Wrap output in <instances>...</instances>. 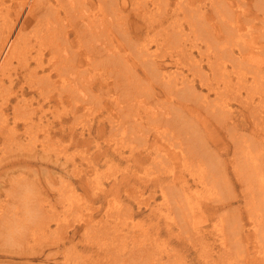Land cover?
I'll use <instances>...</instances> for the list:
<instances>
[{
	"label": "bare ground",
	"instance_id": "6f19581e",
	"mask_svg": "<svg viewBox=\"0 0 264 264\" xmlns=\"http://www.w3.org/2000/svg\"><path fill=\"white\" fill-rule=\"evenodd\" d=\"M136 2L139 5L136 6ZM149 2L156 4V8L154 11H152L151 8L146 7L145 4L148 5ZM164 2H165V0H0V134H1L0 135L1 136L0 141L2 142V144L4 146L7 144L20 145V142L23 140V139L21 140V137L25 136L27 134L26 138L28 139V143L30 145V147L26 148V150H25L26 153H23V154L19 153V152H15V150H13V146H12L11 147L12 152H10V156L4 155L3 157H1V159L3 161L2 163H4V161L6 159H8L6 164H11V167L14 168V166L17 163L30 161L28 159H31L32 157H33L32 159L35 160L34 158H36V152L37 151H36V148L34 147V145H32L33 142L36 141V139H34V136H36L38 131L41 130V133H42V131L44 132L43 136L45 138H48L49 141L51 142L52 141L51 139L53 138V136L50 137V129H52L56 126L55 121L58 122L57 124L61 125V126L57 127V129H59V131H60L61 136L69 138V141H70V143H68L69 145H74V144L78 145L81 143L84 145H87L88 143L92 142V139H88V137L87 138L85 137V130L84 129H82V131H80V134L78 135L77 134L78 130H76L75 126H71V127H68L67 125L65 126L64 122L69 119L67 117L69 114H71V116L76 117V114H78V112L81 109L86 108V105L89 106L90 104H88V103H91V102H88V103L85 102L84 103V101H88L93 97L96 98L95 100H97V98H99L100 103H102L101 102L102 96H105V97L108 96L107 99L109 101L115 102L116 111L118 113L122 112L126 115V120H124V119L123 120H118V119L116 120L114 115H109L106 122H105L106 126L108 124V126L110 128V130H109L110 133H115L118 130L119 131L122 130L121 131V137H120L121 142H128V139H129V141L134 142V140L131 139L130 137H132V136L137 137L138 136L135 131H138L140 133V138H142L143 140H148V137L145 136L146 134L145 135L143 134V132L145 130L143 131L142 129L144 127L147 126L146 130L148 129V127H151V128L154 127L153 129L163 128L161 131H164V129L167 130V126H168V128L173 127L172 125L178 121L177 125H178L179 129L182 128V130L185 131V132L183 131L185 134V140L192 141V139H194L196 141V143L200 144L202 138H205V133H206L205 131L208 132V127H210L209 126L210 125V122H209L210 118L207 115L206 111L214 117L215 121L220 116H221L220 118L223 117V119H222L223 121L227 117V115L230 114V117H231L232 113H231L230 108H228L229 106L228 107L223 106V108H221V103H223V102L218 104V101L215 100V97L210 98L209 95H203L202 96L201 95L202 91L199 90L198 86L196 85V83L194 81H192V82L186 81L185 82V80H183L182 81L183 83L181 84V86L176 91V93L178 91L183 92L182 94H183L184 98H182L183 102L181 104H177V103H174L172 101H169L168 103H166V101H167L166 100L164 102V103H166V105L164 107L167 108V110H165V111H164V109H165L164 107H150L151 105L147 106L148 104H145L144 101H146L148 99L145 100L146 96H144V95H147V97H148V94L151 95L155 91L154 92L147 91L148 89H150V86H148V84H145L144 82L150 83V79H152V78H149L151 73H155V76H157L156 77L157 79L160 78V76L163 74V68L159 64L158 65L156 64V61L153 58V53L149 52L148 50L140 51V58H138L139 62L145 68L144 69L145 72L142 74V76L140 74L134 72L131 77H128L129 79H131V83H129V82H127L126 84L121 83L120 80H117L118 77L116 75L113 76L114 81H112V82L109 81V79H112V71H111V75L106 77V79L103 78L104 80L102 79L103 75H101L102 76L101 77L99 73H95V72H97V70L94 73L91 71L86 73V69H83V67H85L86 65H88L90 67L93 66V68H98L100 66L102 67V64L104 63V66L106 69V68L114 67L113 65L117 66L120 63L123 64L124 62L127 61L126 56H128V52H130V51L133 52V49L132 50L130 49V47H131L130 45L132 43V33H133V31H136L138 29L137 26H139L138 22L134 23V20H133L134 17L148 19L149 17H152V15L161 14L164 11V18L160 17L161 18L159 20L160 23H161V20H164V22H165L166 19L170 20L171 18H174V20L180 21L179 17H182V19L184 18V22H186L192 29H194L195 32L197 30V34L199 36H203V35H201V33H202L206 36V38L207 37L209 38V41H210L209 43H211V47H213L216 54L214 55L215 59H211V61H212L211 64L208 60H207V62H209L210 66L217 68L218 71L219 70L222 71V72L219 71L220 72L219 77H222L220 80L224 81V85H223L224 88H226V89L230 88L229 91H232L234 85H235V87H237V85L240 84L239 79L243 83L248 82L249 85L244 84V86H242L240 84L239 89H237V91L239 93H242L241 91L244 90L248 93L251 90H255L256 93H258L260 96L259 97L260 100H259V102L257 101L258 103L256 102V105L261 106L260 104H262L264 102V74H263L264 73V0H167V2H165L166 7L162 6V4ZM172 4L175 5V6L173 5L175 8L173 7L174 9H169V8H171ZM160 16H162V15H160ZM170 22L171 21H169V23ZM184 22H182V23L184 24ZM148 25H147V28H149ZM144 27H143V29H144ZM179 27H182L181 23L179 24ZM154 28L156 30L158 27H154ZM160 29H162V28H160ZM160 29H159V31H160ZM180 30H182V29L180 28ZM198 30H200V32H201L200 34L198 33ZM177 31H179V30L178 29L174 30L172 28L171 30L166 32L167 33L166 37L168 38V41H171L173 39L175 40V42L178 41L177 39H175L174 34L177 33L178 34V35L176 34L177 37L178 36L180 37L181 34L179 35L180 31L179 32H177ZM157 32H158V30H157ZM158 33H160V32H158ZM187 33L188 32H186V34ZM159 35H161V34H159ZM189 35H190V33H189ZM141 36H142V34H141ZM194 36L196 37V35H194ZM181 37H182V35H181ZM199 40H202V39H199ZM180 41H182V38ZM180 41H178V44H180L179 43ZM209 45L210 44H208L206 46H209ZM183 46L184 45H181L182 50L185 49V48H183ZM211 47H210V49H211ZM199 48L201 49V46ZM128 50H130V51H128ZM201 50H203V49H201ZM236 50H238V52ZM203 51H205V49ZM137 54L139 55V53H137ZM200 54H201V52H200ZM207 54H206V56H207ZM204 55H203V57H204ZM190 56H191V54H190ZM192 56H193V54H192ZM133 57H135L134 52H133ZM14 60H16L17 62H14ZM191 61H193V60H191ZM201 61H202V59L199 60V63ZM199 63L197 62L195 64H199ZM108 65H109V67H107ZM116 66L114 67V69L116 68ZM129 66L132 67L131 63L128 62L127 67H129ZM156 66H157V68H156ZM200 66L201 65H198V67H200ZM120 68H118V69H120ZM177 68H180V67H177ZM124 70H126V69L124 68L121 72H124ZM127 70H129V69H127ZM202 70L203 69L201 67L200 71H202ZM101 71H103L104 73L106 72L103 69ZM176 72H178V71H176ZM197 72L199 73L198 70H197ZM204 72H206V70ZM41 73H42V75H41ZM54 73H57V76H59L58 84L56 82L57 79L54 80L55 79ZM125 73H123V74H125ZM128 73H126V74H128ZM120 74L121 73H119V75ZM214 74H216V73L214 72ZM233 74H235V75L238 74L237 75L238 80L234 81L235 77L233 76ZM207 75H208L207 72H206V74L201 75V77H200L201 78V85H202V87H207L209 90H211L212 85L210 86V88L208 87L210 85L211 81L208 82L209 77ZM165 76H162L163 81H164ZM216 76H218V75H216ZM100 78L103 80V82H102V80H100ZM204 81H206V83ZM168 82H171V80H169ZM97 84H100V85L95 87ZM227 85H230V87H227ZM121 86H123V87L121 88ZM169 87H168V89H169ZM119 88H121L120 91H119ZM174 88H176V87H174ZM167 91H169V90H167ZM170 93H172V92H170ZM216 93H220V91L217 90ZM27 94H30L29 98L26 97ZM35 95H38L39 98L37 99ZM143 96H144V98H142ZM171 96H174V95L172 94ZM175 96H176V94H175ZM213 96H215V95H213ZM217 97H218V95H217ZM149 98L151 99L152 97L149 96ZM42 99H46L49 102V104H51L50 108H52V115L54 114V109L57 108L58 105H63L64 107H68V103H70L71 107L69 106V108H67V109H65L63 107L66 112L64 114L63 113L56 114V116L54 114L52 116V117H54L53 119H52V117H46V113H45V112H47L46 110L42 113V115L37 116L38 107L36 106V104L39 103ZM238 99H240V98H238ZM160 101H162V99ZM247 102H246V104H247ZM250 102H252V101H250ZM246 104H245V107H246ZM156 105H158V104H156ZM167 105H168V107H167ZM195 105H196V108L201 110L199 112V114L201 113L200 117L202 118V121H199V120L194 121L193 114L189 113V112H192L193 106H195ZM52 106H55V107L53 108ZM101 106H102V104H101ZM242 106H244V105H242ZM247 107L250 108L251 105L247 104ZM225 108H228L227 113L224 112ZM46 109H49V108H46ZM255 111H256V109H255ZM224 113H226V115H224ZM250 113L254 114V111H252ZM164 114H167V116L168 115H174L172 117H170V116L168 117L167 122H165V125H164V120H165ZM217 114L220 116H218ZM125 115H123V116H125ZM251 116L253 117V115H251ZM75 119L77 121L78 118H75ZM172 119H173V121H172ZM93 120H94V118H93ZM234 120H235V118H234ZM253 122L256 126V127H254V130H256L255 134L259 133V132L264 133V117L260 118L259 120H258V118H254ZM73 123H75V122H73ZM219 123H220V120H219ZM219 123L216 125H219ZM90 124H92V123H90ZM86 125H88V124H85V126ZM203 125H204V127H203ZM106 126L98 124V126L96 128L97 132L98 133L99 132H105L104 128H106ZM163 126H166V128H164ZM241 126H242V124H241ZM231 127H227V128H229V130H230ZM232 128L234 130H236V127L233 126ZM130 130L132 131L131 133H130ZM156 131L158 132V130H156ZM177 131L178 130H176L175 132H177ZM236 132H237V130H236ZM87 133L89 135H91L90 129ZM234 133H235L234 131L231 132V134H234ZM238 133H240V132H238ZM175 135H176V133H175ZM243 135H244V132H243ZM243 135L241 134V136L239 137V136H236L234 134L233 135L234 137L232 136L233 141L236 142V144L234 143L236 145V148H237L235 150V153H237V151H238V155L236 154L237 157L231 159L230 170H229L230 173H232V175H234V178L237 179V182L239 183V185L241 187L240 194H238L236 192V187H235L233 177L231 175L229 177L228 172L225 170L226 172L224 174V177L228 179V181L230 182L229 185L231 184L232 188L231 187L229 188L228 187L229 185L226 187V188L231 190V192H229V194L231 193L230 194L231 197H227L230 199L226 202L221 203V206L222 207L224 206L226 208L228 206L229 201L231 202V201L239 200V197L242 196L243 197L242 201L245 203V206L248 208V210L250 212V218L252 217V220L254 219L253 215H255V219L253 220V230L255 232H264V146L262 148H260V147L256 148L257 144L259 143L260 140L253 137L249 141V140L245 139L243 137ZM162 136H164V135H162ZM222 136L224 137V135H222ZM168 137L172 138L169 135H168ZM229 137H231V135ZM251 137H252V135H251ZM172 139H170L171 141L169 139H167L168 141L167 140H165V141L166 142H169V141L172 142L174 140V139L173 140ZM175 140H177V139H175ZM202 141L206 142V139H204ZM115 142L118 145L116 146V150H114L112 155H110V158L107 157L109 154L108 151H105V153L102 152L104 154L103 157L105 158V160H104L105 162H107V160L114 159V157H119L120 159L131 161L132 163L137 162V164L140 163L139 162L140 160L142 162L143 158L140 159L139 155L135 154L134 151H131L129 155H126L124 153V151L121 150L122 146L119 145L120 142L118 140H116ZM207 142H209V140ZM222 142L224 143V139L222 137H217L216 147H218V145H220V143L222 144ZM175 143L173 142L174 145H176ZM69 145H67V146H69ZM170 147H171V145H170ZM47 148H45V149H47ZM194 148H196V147H194ZM194 148H193V150L195 152ZM0 149L2 150V147ZM65 149H66V147H65ZM179 149H176V150H179ZM191 149H192V147H191ZM219 149H220V147H219ZM147 150L148 149H146V151ZM216 150H214V153ZM181 151H182V147H181ZM197 151L198 150H196V153H197ZM157 152L158 151L156 150L155 153L158 155H156L154 157V159H152V161H151L152 166H147V171L144 173L146 176L150 174V171L152 173V170L155 169L157 167V165L159 164V161H158L159 158L164 156L163 154L160 153V151L158 153ZM184 152L185 151L183 150L180 153H182L185 156ZM211 152L212 151H210V153ZM239 153H240V156H239ZM151 154L152 153L149 151L148 157L151 156ZM175 154L182 156L181 154H178V153H175ZM212 154H213V152H212ZM221 154H223V153H221ZM136 155H138V156L135 157ZM140 155H141V157L142 156L145 157L144 154H140ZM176 155H175V158L177 157ZM0 156H2V155H0ZM197 156H199V155H197ZM185 157H186V161H188L189 163H190V159L194 160L193 164H195L196 161L198 160L197 158L194 159L192 156L189 159H187V156H185ZM222 157H223V155H222ZM98 158H100V156ZM182 158L185 159L184 157H182ZM212 158L213 157H211V159ZM47 159L49 160V158H47ZM171 159L166 158L165 162H166V160L169 161ZM67 160H68V162L73 161V163H74L73 166L75 165L74 172L76 173V176L77 177L81 176L80 174H82L81 173L82 170L79 169V166L76 164L77 162H75L74 157L67 158ZM199 160L201 162H205V165L201 166L200 170H198V173H196V176L194 175L193 181L198 183L199 185H203L202 188L205 190V189H208V187L210 188V187H212L218 183L217 177L219 175H216L215 171H213L212 168H206L208 166H212V164L214 162L212 160L210 161L209 153H206V154L199 156ZM183 162H185V161H183ZM144 163H146V162H144ZM97 165L98 164H96L95 161H90L89 168L91 170H93L97 167ZM21 166L25 167V165L23 166L22 164H21ZM68 167H70V166H68ZM160 167H161V165H160ZM224 167H225V165H224ZM49 170L51 171V169H49ZM231 170H232V172H231ZM156 171H157V169H156ZM85 172H87V171L85 170ZM222 172H224V171H222ZM42 173H43V171H42ZM45 173H46V171H45ZM18 175H20V174H18ZM21 175H23V174H21ZM47 175H49V174H47ZM47 175H46V177H47ZM160 175L161 174H157V177L159 178ZM221 175H222V173H221ZM0 176H2V175H0ZM20 176H18V177H20ZM146 176H144L143 174L141 175V177L139 176V178H141L143 181V185L145 186L144 187L141 185V187H143V189L140 190L141 194L144 191V188L150 187L148 182L154 181V179H151V178L147 179ZM27 178H29V177H27ZM97 178H98V176H96L95 181H94V178H92V180L90 178L87 180V183L90 187V189H89L90 193L86 192V193H84V195L90 196L89 194L93 193V195H92L93 198H94V196H96L95 198H97V196H99L100 193H104L105 195L107 194L106 195V198H107L108 192H110V191L114 192V190H116V189H118V193H121L120 190H121L122 183H126V181H128L130 179V176H129V173H128V176H126V174H124L121 178H119L116 175L115 176L116 179H113L108 184V186L105 188L99 187L95 184ZM12 179L13 178L11 177V180ZM15 179H17V177ZM29 179H28V181L30 182ZM66 179L62 180L63 183L67 187L69 186L71 188V184ZM11 180L9 179V182ZM182 180L184 182H186V184H188L190 182L189 180H186V179H182ZM221 180H222V178H221ZM26 181L24 182L25 185H23V184L21 185V183L18 184V185H21L20 186L21 188H19V187L17 188V189H20L19 192L14 191L18 194L21 193V195H24V198L21 201L22 204H20V206L22 205L23 208L21 207V210L15 216L1 217L0 218V245H1L0 253H1V255L2 254L8 255V253L12 252V254H13V252H14V254L16 253L19 255H29V256H37V257H40V255H44L46 257V259H45V262L41 263V264H51L50 263V257L55 255V253H53L51 250L49 252H46V250H45L46 247H48V248H53V247L55 248L56 247L57 250H60L62 245H65L66 243L70 242V243H72V247L67 249L66 251H68V250L72 251L74 249H78L76 247V245H79V244H77L76 242L75 243H73V242L76 239L77 234H78L75 231L77 227H75L74 222L75 223H79V222L78 221L70 222V221H68L69 219L65 218L64 223H63L60 219H58L59 216L58 217L54 216L53 217L54 221H52V219H49V220L44 219L43 223L40 225V230H41L40 233H42V236L39 237V239H38V237L35 239L37 245H35V246L31 245L30 243L32 240L30 239L29 234L25 231L24 221L27 218H34L35 217L34 208H36V207L32 206V204H31V196H29V194H28L30 191V184L26 183ZM222 182L225 183V185H226V182H224V181H222ZM170 183H172V184L169 185ZM170 183L163 185V188L161 189L164 196H166L168 194V192H166V191L168 189H170V186L172 187L173 183H176V180L172 179L170 181ZM219 183H221V182H219ZM14 184H16V183H14ZM227 184H228V182H227ZM218 186H220V185H218ZM57 189H58V194L61 197V195H62L61 188L59 187ZM163 189H164V191H163ZM216 189H217V187H216ZM213 190H215V189L213 188ZM22 191H24V192L22 193ZM180 191H182V189ZM180 191L179 190H175V191L173 190V193H175L177 195V199H179L180 194L183 193V192L180 193ZM217 191H219V190L217 189ZM232 192H233V194H232ZM222 194H225V193H222ZM227 194H228V192H227ZM119 195L120 194H118L117 196L120 198ZM154 195H152V197ZM17 196H19V195H17ZM183 196H185V195H183ZM203 196L201 198H203ZM169 197L172 198L173 196L172 197L169 196ZM211 197H208V198L205 197V198H207V199H205L206 203L201 204V206L204 209H205V206L207 208L209 205H211V206H209L210 208H208V210L214 209V208L218 209V205H214L212 207L213 202L216 203L217 200H215V199H213V197L212 198ZM219 197H224V196H221V194H219ZM242 197H240V198H242ZM175 198H176V196H175ZM186 198H187V195H186ZM220 201H225V200L223 198V200H220ZM71 202H73V203L70 206H66V207H68V209L75 210L77 208H83V206H81L80 201L77 198H75V196L72 197ZM46 203L44 204V202H40V204H39L38 210L43 215H47V213L49 211V207H51L49 199L46 200ZM125 203H126V207L130 210V208L132 206H130L127 202H125ZM142 203H143V200H140L138 202L139 207H141L142 205H147V203L146 204H142ZM184 203L185 202L182 201V199H179V200H177L176 205H177V208H180L181 213L183 214V215L181 214L182 215L181 219L184 222H188V218H190V216H193L191 214L193 210L187 206V205H190V202L186 203V204H184ZM93 204L94 203H91V205H93ZM167 204H169V203H167ZM171 205H172V203H171ZM103 206L104 205H102V207L100 208L99 205L96 207H94V205H93L94 208L91 210V212L88 214H85V216L87 217L88 225H85V229H84L82 236H84V238L85 237H87V238H85L86 242H83L81 239H80L81 241H79V243H81V245H83V247H85V249L89 248L87 246V243L95 246L97 248V253L95 252L96 255L98 256L97 259H99L101 257L100 256V249H102L101 246L108 245L109 246L108 252H110L113 255H114V253H119L118 249H115L117 247L114 246L113 242L111 240H109L108 237H105V240H104L105 235L102 236V231L105 232L104 231V229H105L104 220L103 219L100 220V222L102 223L101 227H98V224H99L98 221H97V223H94V219H93L94 215L96 213L100 214L102 209H103ZM250 207L252 208L253 211H250ZM83 209H85V208H83ZM38 210H37V217L39 215ZM105 210H107V211L105 212V214L103 215L102 218L106 219V221H107L106 226H108L112 222L111 218L116 215V213L114 211L115 210L114 205H109V206L105 207ZM251 212H255V214L252 215ZM257 212H258V214H257ZM223 213L225 214V212H223ZM30 214L33 216H31ZM222 214H221V216H222ZM233 214H235V213L233 212ZM128 215L131 216L132 211L130 213H128ZM167 215H168L167 217H170L169 214H167ZM193 219H194V216H193ZM193 219H191V220H193ZM226 221H225L224 217H222V224L220 227L217 226L218 234H216V235H219V238L221 237V239L223 237V241H224V242H222L223 244L224 243L228 244V242H230L232 244V242L234 241V237H229V233L230 232L236 233L239 230V228L241 227V225L239 224V222L238 223L234 222L235 224L230 225ZM52 223H55L54 228H51ZM189 224L190 223H188V224L186 223V225H189ZM183 225H185V224H183ZM190 225L192 227L193 224H190ZM180 227H181V225H180ZM191 227H190V229H192ZM70 230H72V231H70ZM109 230H112V229L109 228ZM186 230H189V229H186ZM243 230H244V227H243ZM243 230L240 232L243 233ZM107 231H108V228H107ZM57 235L60 236V238H61V241L60 242L58 241V243H56L57 242V239H56ZM192 236H193V234H192ZM198 236L200 237V235H198ZM237 236H238V233H237L236 237ZM260 236H261V233H260ZM260 236H258V237H260ZM53 237H54V239H53ZM187 237H189V236H187ZM41 238L42 239L44 238V240L40 241ZM19 240L23 241L20 244V245H22V243H23L22 248L20 246H18V247L21 249L11 248V247H13L12 244L15 247ZM42 241H43V243H42ZM211 241H213V240H211ZM241 241H242V239L239 238L238 243H241ZM24 243H25V245L27 244L28 246L26 245L27 247H25ZM141 245H143V243H141ZM238 245H240V244H238ZM233 247H235V246H233ZM233 247L230 249L229 245H227L224 248V253L229 254V250H232ZM14 249H16L17 251ZM122 249H125V248H122ZM143 249L144 248L139 249L138 252H136V254L134 256H132L130 254V257H133V259H134L133 261H135V260L138 261L135 264H153L155 261L157 264H172L173 261H175V257L176 258L178 257V256H167V258L165 259V256H158V257L153 256L154 258H151L146 253H144L145 255L144 254L141 255V252L143 251ZM132 250H135V246L132 247ZM149 250L150 249L147 250V253ZM207 250H208V248H207ZM207 250H205V252H207ZM239 250H241V249H239ZM242 250H243V247H242ZM62 251L63 250H61V252ZM237 251H238V249H237ZM80 252L81 251L79 249V251H77L76 253H78L79 256H82ZM63 253L65 254V252H63ZM122 254H124V256H126L125 252H123ZM216 254H217V252H216ZM236 254H237V252H236ZM236 254H234V255H236ZM247 254H248V252H247ZM245 255H246V253H245ZM127 256H129V253H127ZM135 256H140V258L135 259L134 258ZM149 257L151 258V260H148ZM244 258H246V256ZM244 258H242V259H244ZM120 260L124 261L123 258H121ZM12 262L13 261H11L10 263H12ZM33 263L35 264V262H33ZM57 263L58 264H68L69 262L68 261L65 262V260H64V262L60 263L58 261ZM23 264H31V263H23ZM76 264H78V263H76ZM243 264H246V263H243Z\"/></svg>",
	"mask_w": 264,
	"mask_h": 264
},
{
	"label": "rangeland",
	"instance_id": "374dc122",
	"mask_svg": "<svg viewBox=\"0 0 264 264\" xmlns=\"http://www.w3.org/2000/svg\"><path fill=\"white\" fill-rule=\"evenodd\" d=\"M165 2H167V0H165ZM165 2L162 4V6H164V7H166ZM137 5H139V4H137V2H136V6ZM145 5H146V7L151 8L152 11H154L156 8V4H153L152 2H149L148 5L147 4H145ZM173 5L174 4H172L171 8H169V9H174L175 5L174 6ZM160 15H162V16H160ZM160 17L164 18V11L161 14L152 15V17H149L148 19L137 18V17L133 18L134 23L138 22V25H139V26H137L138 29L136 31H133V33H132V43L130 45L131 46L130 49L131 50L133 49L135 57H133V52L128 50L130 52H128V56H126L127 61L124 62L123 64L120 63L117 66L113 65L114 67L116 66L117 69L116 68L114 69V67H110L111 69L106 68L107 69L106 70L104 63L102 64V67L100 66L101 68L100 67L93 68V66L90 67V66L86 65L85 67H83V69H86V73H88L89 71L94 73L97 70V72H95V73H99L100 76L103 75V77L101 76L102 79L103 78L106 79V77L111 75V71H112V79H109V81H111V82L114 81L113 76L116 75L118 77L117 80H120L121 83H125V84L127 82L131 83V79H129L128 77H131L134 72L140 74L141 76L145 72V70H144L145 68L139 62L138 58H140V51L148 50L149 52L153 53V58L155 59L156 64L157 65L159 64L163 68V74L160 76L161 79L160 78L157 79L156 78L157 76H155V73H151V75L149 77V78H152V79H150V83L144 82L145 84H148V86H150V89L152 88L151 90L148 89L147 91H149V92L155 91L151 95L148 94V97H147V95H144V96H146L145 100L146 99L149 100V101L148 100L144 101L145 104H148L147 106L151 105L150 107H164L166 105V103H168L169 101H172V102L177 103V104H181L183 102L182 98H184L183 94H182L183 92L178 91L176 93V91L178 90V88L183 83L182 82L183 80H185V82L186 81L187 82L194 81L196 83V85L198 86L199 90L202 91L201 92L202 96L203 95H209L210 98L215 97V100L218 101V104L223 102V103H221V108H223V106L224 107L229 106L228 108H230L231 113H232L231 117L229 114V115H227V117L223 121L222 120L223 117L220 118L221 116L217 114L220 117H218L215 121L214 117L206 111L207 115L210 118V120H209V122H210L209 126L210 127H208V132L205 131L206 132L205 138H202V140L206 139V142L201 140V142H200L201 145L196 143V141L194 139H192V141L185 140V134H184L185 131L182 130V128L179 129V127L177 125L178 121L172 125L173 127L168 128V126H167V130L164 129V131H161L163 128L153 129L154 127H152V128L148 127L147 130H146L147 126L144 127L143 129L141 128L143 131L145 130L144 131L145 133L143 132V134L144 135L146 134L145 136L148 137V140H143L142 138H140V133L138 131H135L138 136L137 137H134V136L130 137L131 139L134 140V142L129 141V139H128V142H121L120 137H121V131L122 130L121 131L118 130L115 133H110L109 132L110 128H109L108 124L106 126L105 122H106L109 115H114L116 120L117 119L118 120H123V119L126 120V115L122 112L118 113L116 111L115 102L109 101L107 99L108 96L107 97L102 96V98H101L102 103H100L99 98H97V100H95L96 99L95 97L91 98L88 101H84V103L85 102L86 103L91 102V103H88L90 105L89 106L86 105V108L81 109L78 112V114H76V117L71 116V114H69L67 116L69 119L64 122L65 126L66 125L68 127L75 126L76 130H78V132H77L78 135L80 134V131H82V129H84L85 130V137L86 138L88 137V139H92V142L88 143L87 145H84L82 143L78 144V145H75V144L69 145L68 144V143H70L69 138L61 136L59 129H57V127H59L61 125L57 124L58 122L55 121L56 126L52 129H50V137L53 136V138L51 139L52 141L50 142L48 138H45L43 136L44 132L42 131V133H41V130H39L38 133L36 134V136H34V139H36V141H34L32 144V145H34V147L36 148V151H37L36 152V158H34L35 160H33L32 159L33 157H32L31 159H28L30 161L17 163L13 168V167H11V164H6L8 159H6L4 161V163H2L3 161L1 159V157H3L4 155L10 156V152H12V148H11L12 146H13V150H15V152H19L22 154L26 153L25 152L26 148L30 147V145L28 143V139L26 138L27 134L25 136L21 137V140L22 139L23 140L22 141L20 140L21 141L20 145L7 144L4 146L2 144V142L0 141V148L2 147V150L0 149V155H2V156H0V175H2V176H0V218L1 217L15 216L21 210L22 205L20 206V204H22L21 201L24 198V195H21V193L18 194L14 191L19 192L20 189H17V188L18 187L21 188L20 186L22 184L25 185L24 182L27 180L26 183L30 184V191L28 194H29V196H31V204H32V206L36 207V208H34L35 217L34 218H27L24 221L25 231L29 234L30 239L32 240L30 243L31 245H34V246L37 245L35 239L37 237L39 239V237L42 236V233H40L41 232L40 225L43 223L44 219H46V220L52 219V221H54L53 217L59 216L58 219H60L63 223H64L65 218L69 219L68 221H70V222H72V221H78L79 222V223L74 222L75 227H77L76 230L75 229L74 230L78 234H77L76 239L73 242V243L76 242L77 244H79V245H76V247L78 249H74L72 251L68 250L69 252L66 251L67 249L72 247V243H70V242L66 243L65 245H62L63 247L61 246L60 250H57L56 247L55 248L54 247L53 248L46 247V249H45L46 252H49L51 250L53 253H55V255L50 257V263L51 264H58L57 263L58 261L61 263V262H64V260H65V262L68 261L69 262L68 264H72V263L73 264H76V263H78V264H135L138 261H136V260L133 261L134 259H133V257H130V254L132 256H134L136 254V252H138V250L141 248H144L143 251L141 252V255L146 253L151 258H154L153 256H157V257L158 256H165V259H166L167 256H178L177 258L175 257V261H173L172 264H236V263L237 264H243V263H246V264H264V251H263L264 250V248H263L264 247L263 246L264 245L263 244L264 243V240H263L264 239V232H255L253 230V220L255 219V215H253V214H255V212H251V214L254 216V219L252 220V217L250 218V212H249L248 208L245 206V203L242 201V199H243L242 196H240L242 198L239 197V200L231 201V202L229 201L228 206L226 208L224 206L223 207L221 206V203L226 202L230 199L227 197H231V195H230L231 193L229 194V192H231V190L226 188L230 183L228 181V179L224 177V174L226 171L228 172L229 177H230V175L233 177L235 187H236V192L238 194H240V189H241L239 183L237 182V179H235L234 175H232V173H230V171H229L231 159L237 157V155H238V151H237V153H235V150L237 149L236 145H235L236 142L233 141L232 136L235 134L236 136L240 137L241 134L243 135V132H244L243 137L245 139L250 141V139L255 137L258 140H260L259 143L257 144L256 148H259V147L262 148L264 146V133L259 132V133L255 134L256 130H254V127H256V126L253 122L254 118H258V120H259L260 118L264 117V106H263L264 102L262 104H260L261 106L256 105V102L257 101L259 102V100H260V98H259L260 96L258 93H256L255 90H251L248 93L246 91L242 90L241 91L242 93H239L237 91V89H239L240 84L242 86H244V84L249 85L248 82L243 83V82H241L240 79H239L240 84H238L237 87H235V85H234L232 91H229L230 88H228V89L224 88V86H223L224 81L220 80L222 77H219V75H220L219 71H221V70L218 71L217 68L210 66V64L212 62L211 59H215L214 55L216 54V52L213 49V47H211V43H209L210 42L209 38L208 37L206 38V36L204 34H202L200 32V30H198V33L199 34L201 33V35H203V36H199L197 34V30L195 32L194 29H192L186 22H184V18L182 19V17H179L180 21L174 20V18H171L170 20L166 19L165 22H164V20H161V23L159 22V20L161 19ZM173 20L175 22L176 21L177 22L175 23ZM169 21H171L170 22L171 24L169 23ZM182 22H184V24ZM180 23L182 24V27H179ZM147 25L149 28H147ZM143 27H144V29H143ZM154 27H158V28L155 30ZM160 28H162V29H160ZM172 28L174 30L178 29L180 31V32L179 31H177V32H179V35L180 34L182 35V37L180 35V37L182 38V41H180L181 38L179 36L177 37V35H178L177 33H176L177 35L174 34L175 39L180 41L179 42L180 44H178V41L175 42L174 39L171 41H168V38L166 37V35H167L166 32L171 30ZM180 28L182 30H180ZM159 29H160V31H159ZM157 30L160 33H158ZM186 32H188V33L186 34ZM189 33H190V35H189ZM141 34H142V36H141ZM159 34H161V35H159ZM186 35L187 36L189 35V36L187 37ZM194 35H196L197 38ZM199 39H202V40H199ZM208 44H210V45L206 46ZM181 45H184L183 48H185V49L182 50ZM200 46H201V49H203V50L205 49V51L201 50L199 48ZM210 47H211V49H210ZM236 51L238 52V50H236ZM200 52H201V54H200ZM137 53H139V55ZM190 54H191V56H190ZM192 54H193V56H192ZM206 54H207V56H206ZM203 55H204V57H203ZM200 59H202V61L199 63ZM191 60H193L194 62ZM207 60L210 62V64H209V62H207ZM14 62H17V61L14 60ZM128 62L131 63L132 67L131 66L127 67ZM197 62L199 64H195ZM198 65H201V66L198 67ZM107 67H109V65ZM123 67L126 70H124V72H121L124 69ZM177 67H180V68H177ZM201 67L203 69L202 71L204 72L206 70V72L208 74L207 75L209 77L208 82L211 81L210 85L208 87L210 88V86L212 85L211 90H209L207 87H202V85H201V78L200 77H201V75L206 74V72L203 73L202 71H200ZM118 68H120V69H118ZM156 68H157V66H156ZM102 69L106 72L104 73L103 71H101ZM127 69H129V70H127ZM197 70L199 71V73L197 72ZM176 71H178V72H176ZM125 72L126 73L129 72V73L126 74ZM214 72L216 74H214ZM42 73H41V75H42ZM119 73H121L122 75L121 74L119 75ZM123 73H125V74H123ZM216 75H218V76H216ZM237 75L233 74V76L235 77L234 81L238 80ZM162 76H165L164 81H163ZM54 78H55L54 80L57 79L56 82L58 84L59 76H57V73H54ZM102 79L100 78V80H102ZM103 80H102V82H103ZM167 80L168 81L171 80V82H168ZM204 82L206 83V81H204ZM100 84H97L95 87L99 86ZM122 87L123 86H121V88ZM168 87H169V89H168ZM174 87H176V88H174ZM227 87H230V85H227ZM121 88H119V91ZM167 90H169L172 93H170ZM217 90H219L220 93H216ZM172 94L174 96H171ZM175 94H176V96H175ZM213 95H215V96H213ZM217 95H218V97H217ZM35 96L37 99L39 98L38 95H35ZM144 96L142 98H144ZM149 96L152 98L150 99ZM26 97L29 98L30 94H27ZM238 98H240V99H238ZM161 99H162V101H160ZM165 101H166V103H164ZM250 101H252V102H250ZM246 102L248 105H251L250 108L247 107ZM155 103L158 105H156ZM101 104H102V106H101ZM245 104H246V107H245ZM50 105L51 104H49V102L46 99H42L39 103H37L36 104V106L38 107L37 116L42 115V113L45 110L47 111V112H45L46 117H52L54 114H55V116H56V114H60V113L64 114L66 112L64 110V108L67 109V108H69V106L71 107L70 103H68V107H64L63 105H58L57 108L54 109V114L52 115V108H50L51 107ZM242 105H244V106H242ZM52 107L54 108L55 106H52ZM167 107H168V105H167ZM46 108H49V109H46ZM228 108H225L224 112L227 113ZM255 109H256V111H255ZM165 110H167V108H165L164 111ZM200 111L201 110L196 108V105H195V106H193L192 112H189L190 114L191 113L193 114L194 121H198V120L202 121V118L200 117L201 113L199 114ZM252 111H254V114L250 113ZM226 113H224V115H226ZM122 114L125 116H123ZM251 115H253V117ZM169 116L172 117L174 115H168L167 116V114H164V119H165L164 125H165V122H167V119ZM53 118L54 117H52V119ZM75 118L79 119V120L77 119V121L79 123L76 121ZM93 118H94V120H93ZM234 118H235V120H234ZM219 120H220V123H219ZM172 121H173V119H172ZM73 122H75V123H73ZM84 123L88 124V125L85 126ZM90 123H92V124H90ZM218 123H219V125H216ZM98 124L106 126V128H104L105 132H99V133L97 132L96 128H97ZM241 124H242V126H241ZM231 126L236 127L237 132ZM163 127L166 128V126H163ZM203 127H204V125H203ZM227 127H231L230 130ZM89 129H90L91 135H89L87 133L89 131ZM156 130H158V132ZM176 130H178V131L175 132ZM232 131H234L235 133L231 134ZM131 132L132 131L130 130V133ZM238 132H240V133H238ZM175 133H176V135H175ZM162 135H164V136H162ZM168 135L170 137H172L174 140L172 138H169ZM222 135H224V137ZM230 135H231V137H229ZM251 135H252V137H251ZM217 137H222L224 139V143L223 142H222V144L220 143V145H218V147H216ZM0 138H1V136H0ZM178 138L179 139L181 138L182 140L181 139L179 140ZM167 139H169V140L172 139L173 141L170 142L171 141L170 140L169 142H166L165 140H167ZM175 139H177V140H175ZM207 139L209 140V142H207L208 141ZM116 140H118L120 142L119 145L122 146L121 150H123L126 155H129L131 151H134L135 154L139 155L140 159L143 158L142 162L140 160L139 161L140 163L138 162L139 164H137V162L132 163L131 161L120 159L119 157H114V159L107 160V162H105L104 161L105 158L103 157L104 156L103 153H105V151H108L109 154L107 157L110 158V155H112L113 151L116 150V146L118 145L115 142ZM173 142L174 143L176 142L175 143L176 145H174ZM67 145H69V146H67ZM170 145H171V147H170ZM65 147H66V149H65ZM181 147H182V151L183 150L185 151L184 153H185V156H187V159H189L192 156L194 159L197 158L198 162L196 161V163L193 164L194 160H192V159H190V163L188 161H186V157L182 153H180V152H182ZM191 147H192V149H191ZM194 147H196L197 149ZM219 147H220V149H219ZM45 148H47L48 150ZM193 148L195 149V152H194ZM146 149H148V150L146 151ZM176 149H179V150H176ZM156 150L158 152L160 151V153L163 154L164 156L159 158V160H158L159 164L157 165V167L155 169L152 170V173L150 171V174L146 176L144 173L147 171V166H152V163H151L152 159H154V157L156 155H158L155 153ZM196 150H198L197 153H196ZM214 150H216L215 153H214ZM149 151L152 154H151V156L148 157ZM210 151H212L213 154H212V152L210 153ZM139 153L144 154L145 157H143V156L141 157V155ZM175 153L181 154L182 156L176 155ZM202 153L203 154L209 153L210 161L211 160L214 161L212 166H208L206 168H212V170L215 171L216 175H219L222 178V180H221V178L218 176L217 177L218 183L216 184L217 186L214 185L210 188L208 187V189H205V190L202 188L203 185H199L198 183L193 181L194 175L196 176V173H198V170H200L201 166L205 165V162H201L199 160V156L203 155ZM221 153H223V154H221ZM138 155H136L135 157H137ZM175 155L177 156L176 158H175ZM197 155H199V156H197ZM222 155H223V157H222ZM99 156H100V158H98ZM239 156H240V153H239ZM56 157L57 158L59 157V158L57 159ZM70 157H74V160H75V162H77L76 164L79 166V169L82 170V172H81L82 174H80L81 176H79V177L76 176V173L74 172L75 165L73 166V164H74L73 161L68 162V160H67V158H70ZM182 157H184L185 159H183ZM211 157H213V158L211 159ZM47 158H49V160ZM166 158H170V159L172 158L171 159L172 161L166 160V162H167L166 163L165 162ZM90 161H95L96 164H98L97 167L95 168L96 170L95 169L91 170L89 168ZM183 161H185V162H183ZM144 162H146V163H144ZM21 164L23 166L25 165V167L27 169L25 167H22ZM160 165H161V167H160ZM224 165H225V167H224ZM68 166H70V167H68ZM49 169H51V171ZM156 169H157V171H156ZM85 170L87 172H85ZM42 171H43V173H42ZM45 171H46V173H45ZM222 171H224V172H222ZM231 172H232V170H231ZM128 173H129L130 179L128 181H126V183H122L121 190H120L121 193H118V189H116V190H114V192L113 191L108 192L107 198H106L107 194L105 195L104 193H100V195L97 196V198H95L96 196H94V198H93V196H92L93 193L89 194L90 196L84 195V193L90 191L89 190L90 187L87 183V180L89 178L91 180H92V178H94V181H95L96 176H98L95 184L99 187L105 188L108 186V184L113 179L117 178V177L115 178L116 175L119 178H121L124 174H126V176H128ZM221 173H222V175H221ZM18 174H20V175L23 174V175L20 176ZM47 174H49L50 176ZM142 174L144 176H146L147 179L151 178V179H154V181L153 182L149 181L148 184L150 185V187L144 188V191L142 190L143 192L141 194L140 190L143 189V187H141V185L142 186H144V185H143L142 179L139 178V176L141 177ZM157 174H161L159 176V178L157 177ZM46 175H47V177H46ZM18 176H20V177H18ZM11 177L13 178L12 180H11ZM16 177H17V179H15ZM27 177H29L30 179ZM23 178L24 179L26 178V179L24 180ZM9 179L11 180L10 182H9ZM28 179L30 180L31 183L28 181ZM64 179H66L71 184V188L69 186L67 187L63 183L62 180H64ZM172 179H175L176 183H173L172 187L170 186V189H168V190L166 189L167 190L166 192H168V194L166 196H164L161 189L163 188V185L170 183V181ZM182 179L189 180L190 182L188 184H186V182H184ZM222 181L226 182V185ZM219 182H221V183H219ZM227 182H228V184H227ZM14 183H16V184H14ZM20 183H21V185H18ZM171 184L172 183H170L169 185H171ZM218 185H220V186H218ZM59 187L61 188V191H62L61 197L58 194L57 188H59ZM216 187L219 191H217ZM228 187L232 188V185L230 184ZM213 188L215 190H213ZM181 189H182V191H180ZM173 190L174 191L179 190L180 193L183 192L182 194H180L179 199H182V201L185 202L184 204L190 202V205H187V206L193 210L191 214L194 216V219H193V216H190V218L192 217L191 219H193V220L188 218V222H184L181 219V216L183 214L181 213L180 208H177V205H176L177 200H179V199H177V195L175 193H173ZM163 191H164V189H163ZM220 191L221 192L223 191L222 193H225V194H222ZM23 192L24 191H22V193ZM227 192L229 195L227 194ZM218 193L224 197H219ZM116 194L117 195L120 194L119 195L120 198ZM205 194L206 195L208 194L209 196L208 195L206 196ZM232 194H233V192H232ZM17 195H19V196H17ZM152 195H154V196L152 197ZM183 195H185V196H183ZM186 195H187V198H186ZM210 195L213 197V199L217 200L216 203L213 202L212 207L214 205H218V209L214 208V209L208 210V208H210L209 206H211V205H209L207 208L205 206V209L201 206L202 203H206L205 199H207L208 197H211ZM73 196H75V198H77L80 201L81 206H83V208H85V209L77 208V209L73 210V209H68V207H66V206H70L73 203V202H71V199ZM169 196H171V197L173 196L174 198L173 197L170 198ZM175 196H176V198H175ZM202 196L204 199L201 198ZM205 197H207V198H205ZM223 198L225 201H220V200H223ZM47 199L50 200L51 207H49V211H48L47 215H43L38 210L39 204H40V202H44V204H45ZM138 200L139 201L143 200L142 204L147 203V205H142L141 207H139V204H138L139 201ZM125 202H127L130 206H132L130 208V210L132 211L131 216L128 215V213H130L131 211L126 207ZM91 203H94L93 204L94 207L99 205L100 208L102 207V205H104L101 213L100 214L96 213L94 215V218H93L94 223H97V221H98L99 222L98 227H101L102 223L100 222V220L101 219L104 220V227H105L104 231L105 232L102 231V236L105 235L104 240H105V237H108L109 240H111L113 242L114 246L117 247L115 249H118L119 253H114V255H113L110 252H108V247H109L108 245L101 246L102 247V249H100V256L101 257L99 259H97L98 258V256L96 255L97 248L95 246L87 243V246L89 248L85 249V247H83V245H81V243H79V241H81V240L83 242H86L85 238H87V237L84 238V236H82V234L84 232L85 225H88L87 217L85 216V214L90 213L91 210L94 208L93 205H91ZM167 203H169V204H167ZM171 203H172V205H171ZM109 205H114V208H115L114 211H115L116 215L111 218V221H112L111 224L106 226L107 221H106V219H104L102 217L105 214V212L107 211V210H105V207H107ZM37 210L39 213L38 217H37ZM220 211L225 212V214L223 212H222L223 213L222 214ZM250 211H253L251 207H250ZM233 212L235 214H233ZM220 213L222 214V216ZM167 214H169L170 217H167L168 216ZM257 214H258V212H257ZM31 216H33V215H31ZM222 217H224L225 221L227 220L226 222L230 225L231 224L233 225V224L238 223V222L241 225V227H240L241 229L239 228V230L236 233H233V232L229 233V237H234V241H233L234 243L232 242L233 245L230 242H228V244H225V243L223 244L222 243V242H224L223 237L221 239V237L219 238V235H216V234H218L217 226L220 227L222 224ZM186 223L187 224L190 223L193 225L191 227L190 224L186 225ZM183 224H185V225H183ZM180 225H181V227H180ZM189 226L192 229H190ZM242 226L244 227V230H243ZM54 227H55V223H52L51 228H54ZM107 228H108V231H107ZM109 228H111L112 230H109ZM186 229H189V230H186ZM72 230H70V231H72ZM242 230H243V233L240 232ZM237 233H238L239 237L238 236L236 237ZM260 233H261V236H260ZM192 234H193V236H192ZM198 235H200V237ZM187 236H189V237H187ZM258 236H260V237H258ZM239 238L242 239L241 243H238ZM53 239H54V237H53ZM56 239H57L56 243H58V241L59 242L61 241V238L58 235L56 236ZM41 240H44V238L43 239L41 238L40 241ZM211 240H213V241H211ZM21 242H23V241L19 240L18 243L16 242L18 245L16 244L15 247L12 244L13 247H11V248L21 249L22 245H23V243H22V245H20ZM42 243H43V241H42ZM141 243H143V245H141ZM237 243L240 245H238ZM24 245H25V243H24ZM26 245H25V247L28 246V245L27 246ZM223 245L225 247L227 245H229L230 249L233 246H235V247H233L232 250H229V254L228 253L225 254L224 253L225 247ZM18 246H20L21 248H19ZM133 246H135V250H132ZM242 247H243V250H242ZM0 248H1V245H0ZM122 248H125V249H122ZM207 248H208V250H207ZM236 248L238 249V251ZM16 249H14V250H16ZM79 249L81 251L80 253L82 256H79L78 253H76L77 251H79ZM148 249H150V250L147 253ZM204 249L207 250V252H205ZM239 249H241V250H239ZM61 250H63V251L61 252ZM63 252H65V254ZM123 252H125L126 256H124V254H122ZM216 252H217V254H216ZM236 252L238 255L236 254ZM247 252H248V254H247ZM127 253H129V256H127ZM245 253H246V255H245ZM234 254H236V255H234ZM245 256H246V258H244ZM150 257L148 260H151ZM121 258H123L124 261L120 260ZM134 258L138 259V258H140V256H135ZM242 258H244V259H242ZM45 259H46V257L44 255H40V257H37V256H29V255H19L16 253L14 254V252H13V254H12V252H10V253H8V255H5V254L1 255V253H0V264H8V263L9 264H20V263L21 264H23V263L34 264L33 262H35V264H41V263L45 262ZM10 260L13 262L10 263L11 262ZM153 264H157L156 261Z\"/></svg>",
	"mask_w": 264,
	"mask_h": 264
}]
</instances>
